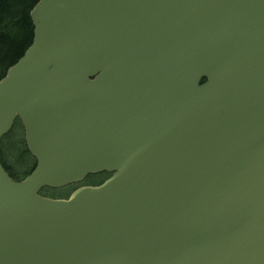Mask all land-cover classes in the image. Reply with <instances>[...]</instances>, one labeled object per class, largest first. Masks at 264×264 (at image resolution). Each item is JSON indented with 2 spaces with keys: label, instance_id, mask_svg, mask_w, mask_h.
I'll list each match as a JSON object with an SVG mask.
<instances>
[{
  "label": "water",
  "instance_id": "1",
  "mask_svg": "<svg viewBox=\"0 0 264 264\" xmlns=\"http://www.w3.org/2000/svg\"><path fill=\"white\" fill-rule=\"evenodd\" d=\"M0 71V264H264V0H38ZM110 174L66 199L43 188Z\"/></svg>",
  "mask_w": 264,
  "mask_h": 264
},
{
  "label": "trees",
  "instance_id": "2",
  "mask_svg": "<svg viewBox=\"0 0 264 264\" xmlns=\"http://www.w3.org/2000/svg\"><path fill=\"white\" fill-rule=\"evenodd\" d=\"M38 0H0V71L1 77L5 75L8 68L13 66L31 45L33 39V25L30 19V12ZM18 122V120H17ZM13 149L19 151L23 159H32V165L26 171L16 177L2 160L0 162L6 169L13 181L19 182L26 177L34 168L35 160L26 149L24 140L13 143ZM3 153V152H2ZM11 158L10 153L4 154ZM6 157V156H5ZM91 177V176H90ZM97 182L107 177L106 173L95 175ZM89 179V178H88ZM87 179V180H88ZM75 186H68L62 189H42L39 194L44 197H66ZM48 193H52L48 194Z\"/></svg>",
  "mask_w": 264,
  "mask_h": 264
},
{
  "label": "rangeland",
  "instance_id": "3",
  "mask_svg": "<svg viewBox=\"0 0 264 264\" xmlns=\"http://www.w3.org/2000/svg\"><path fill=\"white\" fill-rule=\"evenodd\" d=\"M24 136V131L19 122H15L9 134L2 138L0 141V153L2 154V160L4 164L16 177H20L22 172L26 171L32 165V159L25 156H21L19 151L13 149V143L21 141ZM3 152V153H2ZM10 153L11 158L4 155ZM6 156V157H5ZM88 181L96 182L95 176L88 177ZM53 195L52 193H48Z\"/></svg>",
  "mask_w": 264,
  "mask_h": 264
},
{
  "label": "flooded vegetation",
  "instance_id": "4",
  "mask_svg": "<svg viewBox=\"0 0 264 264\" xmlns=\"http://www.w3.org/2000/svg\"><path fill=\"white\" fill-rule=\"evenodd\" d=\"M104 180H105V179H104ZM104 180H102L101 182H97V181H96V182H90V181H89V182H85V183H87V184H85V183H84V184H85V185H90V186H96V185H99L100 183H102ZM84 184H83V185H84Z\"/></svg>",
  "mask_w": 264,
  "mask_h": 264
}]
</instances>
